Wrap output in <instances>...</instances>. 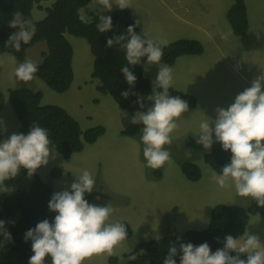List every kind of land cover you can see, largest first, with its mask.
I'll return each mask as SVG.
<instances>
[{
    "label": "rangeland",
    "instance_id": "obj_1",
    "mask_svg": "<svg viewBox=\"0 0 264 264\" xmlns=\"http://www.w3.org/2000/svg\"><path fill=\"white\" fill-rule=\"evenodd\" d=\"M56 1L42 2L43 7L50 8ZM246 2L249 31L244 37L235 36L227 20L226 14L234 0H131L132 7L126 8L132 11L147 37L166 41V45L183 39L196 40L204 48L202 55L180 57L170 66L174 73L172 88L193 95L197 106L178 119L179 127L171 134L173 142L165 145L171 161L160 169L148 168L143 156L140 137L145 125L131 123L133 116L141 112L139 106L133 104L123 109L111 96L98 91L101 83L92 78L94 57L85 39L66 35L74 52V81L64 93L51 90L37 77L27 83L20 81L15 76L19 65L16 59L11 54L0 56V91L5 104L0 112V142L14 133L20 134V123L8 91L24 86L42 93V106L66 110L79 123L82 132L97 126L106 129L105 135L95 144L86 145L83 152L70 159L51 153L49 163L36 170L41 180L52 187V196L64 190L71 191V184L78 181L77 175L88 170L96 181L93 192L85 193V196L95 194L89 203L110 204L118 211L108 222H127L133 229V236L121 242L114 249V255H94L84 264H111L112 256L120 258L123 264V255L142 242L207 229L211 210L217 205L247 207L250 204L252 198L238 196L234 186L220 188L217 185L214 177L218 174L204 162L207 150L203 145L199 144L200 147L192 151L183 145L187 138L197 139L201 120L214 121L217 108L227 109L239 93L264 74V0ZM116 10L121 9L113 4L112 11ZM112 11H105L99 0H95L80 14L84 22L90 23L93 14L108 16ZM33 17L35 21H42L46 12L35 7ZM219 31H230L232 35L226 41L221 40ZM47 52L46 42H40L27 50L26 59L38 65L43 61L42 54ZM139 65L144 71L148 68L145 72L154 81L159 65ZM148 96H141L140 100L146 101ZM210 126L214 128V123ZM183 159L200 167L202 177L199 181L191 182L183 175L180 165ZM54 169L60 171L59 177L52 176ZM157 170L162 172L161 179L154 178ZM246 231L257 235L264 244V216H251Z\"/></svg>",
    "mask_w": 264,
    "mask_h": 264
},
{
    "label": "clouds",
    "instance_id": "obj_2",
    "mask_svg": "<svg viewBox=\"0 0 264 264\" xmlns=\"http://www.w3.org/2000/svg\"><path fill=\"white\" fill-rule=\"evenodd\" d=\"M99 4L108 12L112 11L113 4L121 10L132 7L131 0H99ZM9 27L17 29L7 42L16 51H20L22 43L28 44L37 31L33 20L20 11L14 12ZM96 28L100 33L112 30V17L99 15ZM218 34L225 41L232 35L230 31H219ZM166 44V41L136 34L135 27L131 25L126 34L107 40L108 47L118 45L125 51V59L129 65L140 64L144 57H147V65H159L158 74L153 81V94L147 97L152 101V106L146 112H137L131 120L134 125H145L140 139L144 145L143 156L147 167L151 169H160L171 161V154L165 145L172 144L171 134L179 127L178 119L189 111L188 102L169 93L174 83V73L170 66L161 64ZM145 71H148L147 67ZM37 72L38 65L31 59H25L16 67L15 76L27 83L36 78ZM121 72L127 83L134 87L137 77L129 67H122ZM262 88L264 74L257 76L251 87L239 93L227 109L217 108L214 121L209 118L201 120L196 139V143L203 145L205 150L211 149L214 142H220L224 151H231L230 164L222 168V174L215 175V181L220 188L234 186L238 196L252 198L259 207H264ZM121 95L127 97L129 92L124 91ZM213 123L214 128L210 126ZM54 152L48 130L39 124H34L27 135L14 133L0 142V191L10 190L5 181L16 178L21 168H26L28 175L32 176L38 168L49 163L50 154ZM77 176L78 181L71 184V191L64 190L52 196L49 209L58 213L54 222L45 219L25 233V240L32 241L34 253L29 264H45L48 257H51L52 264H84L86 259L94 255H114V249L127 239L125 223L108 222L118 209L110 204H90L85 199V193H92L96 185L93 175L85 169ZM0 234L6 241L11 240L4 221H0ZM223 243L224 247L215 252H212L207 242L199 246L182 243L179 249L183 253L180 264H264V244L257 235L247 231L239 239L227 235ZM232 252L237 255H231ZM177 253L175 246L170 247L163 264H177L174 259ZM245 253L247 258L242 259L241 254ZM138 255H143V252L132 254L129 259L135 261Z\"/></svg>",
    "mask_w": 264,
    "mask_h": 264
},
{
    "label": "trees",
    "instance_id": "obj_3",
    "mask_svg": "<svg viewBox=\"0 0 264 264\" xmlns=\"http://www.w3.org/2000/svg\"><path fill=\"white\" fill-rule=\"evenodd\" d=\"M47 0H0V56L11 54L18 63L26 59L27 50L37 43L46 42L48 52L43 53V61L38 64L36 77L43 81L51 90L57 93L67 92L73 81V47L66 35L85 39L91 48L94 57L92 78L100 81L98 91L109 95L116 104L128 109L137 104L141 111L146 112L152 106V101H141L140 97L153 94V81L139 65H129L125 59V51L118 45L107 46V40L117 35L126 34L128 27L134 26L138 35H144L143 30L133 18L130 9L112 11L110 16L113 20V29L107 33H100L96 24L99 16L92 15L90 23L81 19L80 12L91 5L93 0H57L50 8H44L43 3ZM38 8L46 12L42 21H35L33 10ZM20 11L25 17L33 20L37 31L28 44H21L20 51H16L7 42L17 29L9 27L13 14ZM227 20L235 36L244 37L249 31L248 12L245 0H234L233 6L226 14ZM161 64L173 66L177 59L183 56H200L204 52L202 44L196 40H179L168 44L163 48ZM141 63L147 64V57L142 58ZM127 66L137 77L135 86H130L121 68ZM129 95L124 97L122 92ZM172 96H179L189 104V111L197 106V100L193 95L184 94L173 88L169 89ZM9 101L15 116L20 123V133L27 135L34 124L45 128L49 132V138L55 152L63 159H70L73 155L83 152L86 145L95 144L105 135L106 129L97 126L82 132L79 123L64 109L57 106H42L43 95L27 87L9 90ZM141 102L143 107H141ZM5 108L4 95L0 91V112ZM188 111V112H189ZM184 148L197 150L200 146L196 138H187ZM204 151V150H203ZM204 162L209 165L213 172L222 174V168L230 164L232 153L224 151L220 142L213 144L211 149L204 152ZM181 161V160H178ZM181 171L191 182H197L202 177L200 167L191 161H181ZM53 177H59V170H52ZM162 172L154 173L155 179H161ZM9 191H0V221L5 222L6 230L11 234V240H5L0 234V264H29L32 251V241L25 240V233L36 227L39 222L47 219L54 222L55 212L49 209L52 198V187L44 183L35 172L28 175L26 168H21L20 174L11 180L5 181ZM95 194L85 196L90 202ZM264 216V207H259L255 200H251L247 207L217 205L211 210L209 227L201 231H187L179 236L152 239L138 244L130 253L122 257L123 264H163L169 255V249L175 246L178 250L174 257L180 264L179 251L182 243H192L199 246L207 242L212 252L224 247V238L227 235L238 239L246 231L251 216ZM125 223L128 231L127 239H130L134 231L130 224ZM219 238V239H217ZM143 252L135 261L129 256ZM237 255L236 252L230 253ZM242 259L247 254H241ZM111 264H120L121 259L112 256ZM45 264H52L51 257L46 259Z\"/></svg>",
    "mask_w": 264,
    "mask_h": 264
},
{
    "label": "crops",
    "instance_id": "obj_4",
    "mask_svg": "<svg viewBox=\"0 0 264 264\" xmlns=\"http://www.w3.org/2000/svg\"><path fill=\"white\" fill-rule=\"evenodd\" d=\"M93 1H95V0H93ZM246 1V0H245ZM92 4V3H91ZM246 6H247V12H248V18H249V8H248V4H247V2H246Z\"/></svg>",
    "mask_w": 264,
    "mask_h": 264
}]
</instances>
